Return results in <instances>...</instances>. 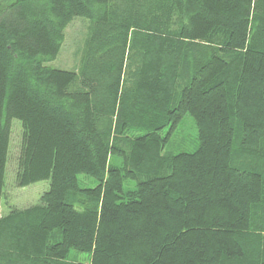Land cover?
I'll use <instances>...</instances> for the list:
<instances>
[{
  "label": "trees",
  "instance_id": "trees-1",
  "mask_svg": "<svg viewBox=\"0 0 264 264\" xmlns=\"http://www.w3.org/2000/svg\"><path fill=\"white\" fill-rule=\"evenodd\" d=\"M0 1V264H264V0Z\"/></svg>",
  "mask_w": 264,
  "mask_h": 264
},
{
  "label": "rangeland",
  "instance_id": "rangeland-1",
  "mask_svg": "<svg viewBox=\"0 0 264 264\" xmlns=\"http://www.w3.org/2000/svg\"><path fill=\"white\" fill-rule=\"evenodd\" d=\"M5 4L0 1V5ZM89 30V20L77 17L69 23L65 30V39L57 58L49 64L53 67L66 70H77L82 56V49L85 38ZM197 127L193 118L187 114L179 126L182 138H193ZM23 126L19 119H13L11 131V145L9 152V161L7 163V172L5 178L4 192L0 206V215L7 214L11 208H24L39 202L41 195L50 188V180H41L27 186H20L17 183V159L20 154L22 144ZM178 134L175 135L176 138ZM190 141V140H189ZM175 142V141H174ZM181 142L190 145L185 140L177 142L176 146L182 148ZM192 146V145H190ZM82 177V176H81ZM76 251H72L70 258L74 259ZM80 260H85L86 254H79Z\"/></svg>",
  "mask_w": 264,
  "mask_h": 264
}]
</instances>
